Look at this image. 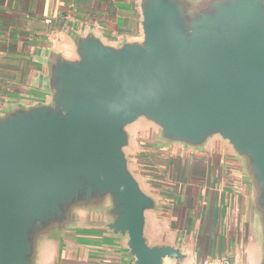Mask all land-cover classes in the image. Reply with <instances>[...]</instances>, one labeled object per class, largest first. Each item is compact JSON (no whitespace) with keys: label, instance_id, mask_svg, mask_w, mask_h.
I'll return each instance as SVG.
<instances>
[{"label":"water","instance_id":"obj_1","mask_svg":"<svg viewBox=\"0 0 264 264\" xmlns=\"http://www.w3.org/2000/svg\"><path fill=\"white\" fill-rule=\"evenodd\" d=\"M140 34L111 45L92 33L74 56L53 53L48 98L0 114V264H35L40 241L108 204L107 228L135 264L183 262L151 245L157 209L133 171L128 127L185 149L226 143L244 163L262 227L264 264V0H141Z\"/></svg>","mask_w":264,"mask_h":264},{"label":"crops","instance_id":"obj_2","mask_svg":"<svg viewBox=\"0 0 264 264\" xmlns=\"http://www.w3.org/2000/svg\"><path fill=\"white\" fill-rule=\"evenodd\" d=\"M140 2L0 0V114L14 104L47 99L51 55L73 57L79 36L92 33L111 45L136 38ZM129 154L143 191L158 205L146 216L145 237L187 256L163 264L219 257L259 264L263 227L253 208L254 189L243 161L226 143L212 139L193 150L142 141ZM108 209H78L73 224L40 241L35 264H135L127 239L107 228Z\"/></svg>","mask_w":264,"mask_h":264},{"label":"rangeland","instance_id":"obj_3","mask_svg":"<svg viewBox=\"0 0 264 264\" xmlns=\"http://www.w3.org/2000/svg\"><path fill=\"white\" fill-rule=\"evenodd\" d=\"M129 132L132 135L131 142H136L139 144V142L146 141V139L151 138V135L156 133V129L151 124L147 123L145 120L141 119L134 123L133 125L128 127ZM135 137H137V141L135 140ZM137 145V144H136ZM139 147V145H137ZM140 148V147H139ZM131 167L134 168L133 165ZM152 178V177H150ZM153 179V178H152Z\"/></svg>","mask_w":264,"mask_h":264},{"label":"built area","instance_id":"obj_4","mask_svg":"<svg viewBox=\"0 0 264 264\" xmlns=\"http://www.w3.org/2000/svg\"><path fill=\"white\" fill-rule=\"evenodd\" d=\"M47 23H50V21H47ZM202 264H232L228 259L226 258H215V259H207Z\"/></svg>","mask_w":264,"mask_h":264}]
</instances>
